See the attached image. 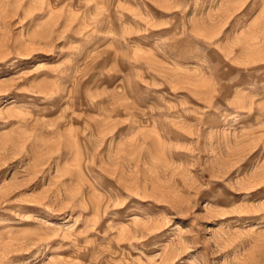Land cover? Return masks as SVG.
I'll return each mask as SVG.
<instances>
[{
  "label": "rangeland",
  "instance_id": "rangeland-1",
  "mask_svg": "<svg viewBox=\"0 0 264 264\" xmlns=\"http://www.w3.org/2000/svg\"><path fill=\"white\" fill-rule=\"evenodd\" d=\"M0 264H264V0H0Z\"/></svg>",
  "mask_w": 264,
  "mask_h": 264
}]
</instances>
